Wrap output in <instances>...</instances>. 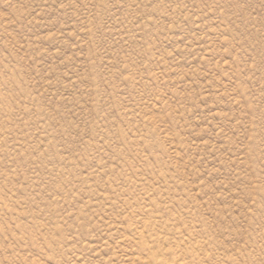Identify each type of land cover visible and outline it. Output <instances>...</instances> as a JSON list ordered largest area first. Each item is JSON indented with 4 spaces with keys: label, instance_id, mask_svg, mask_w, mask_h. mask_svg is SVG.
<instances>
[{
    "label": "rangeland",
    "instance_id": "obj_1",
    "mask_svg": "<svg viewBox=\"0 0 264 264\" xmlns=\"http://www.w3.org/2000/svg\"><path fill=\"white\" fill-rule=\"evenodd\" d=\"M0 264H264V0H0Z\"/></svg>",
    "mask_w": 264,
    "mask_h": 264
}]
</instances>
